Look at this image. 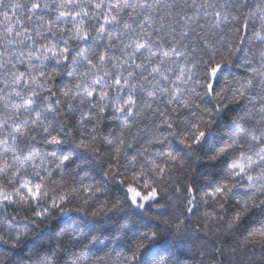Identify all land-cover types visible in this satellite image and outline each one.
Segmentation results:
<instances>
[{"label":"snow or ice","instance_id":"6c2138e0","mask_svg":"<svg viewBox=\"0 0 264 264\" xmlns=\"http://www.w3.org/2000/svg\"><path fill=\"white\" fill-rule=\"evenodd\" d=\"M0 264H264V0H0Z\"/></svg>","mask_w":264,"mask_h":264}]
</instances>
